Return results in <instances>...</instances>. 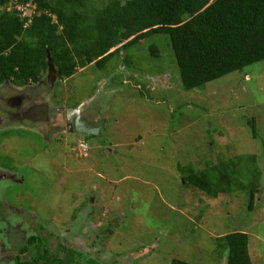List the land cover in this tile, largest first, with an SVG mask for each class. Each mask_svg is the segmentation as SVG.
<instances>
[{
    "label": "rangeland",
    "instance_id": "374dc122",
    "mask_svg": "<svg viewBox=\"0 0 264 264\" xmlns=\"http://www.w3.org/2000/svg\"><path fill=\"white\" fill-rule=\"evenodd\" d=\"M50 82L37 96L48 93L51 110L62 111L56 121L0 129V170L12 176L0 180V264H14L21 242L42 224L62 258L66 247L100 264H226L218 238L243 231L253 264H264V60L187 90L169 37L158 34L103 68L90 64L64 80L52 72ZM81 108L98 116L100 133L67 130L66 112ZM237 155L258 158L253 210L250 161L218 197L185 185L182 168Z\"/></svg>",
    "mask_w": 264,
    "mask_h": 264
},
{
    "label": "trees",
    "instance_id": "16d2710c",
    "mask_svg": "<svg viewBox=\"0 0 264 264\" xmlns=\"http://www.w3.org/2000/svg\"><path fill=\"white\" fill-rule=\"evenodd\" d=\"M28 3L36 6L32 15L9 7ZM158 34L169 37L184 88H200L264 60V0H0V84L41 81L49 54L62 80L90 64L103 68L114 56ZM150 49L161 56L158 45ZM253 130L257 136L255 124ZM257 159L237 155L202 170L184 167L185 185L218 197L231 192L232 182L244 172L243 162L250 161L255 170L246 188L253 210L260 192ZM44 229L42 224L38 235L21 242L15 264H100L76 248L63 247L67 255L62 258L50 249ZM249 241L243 231L219 237L226 264H253ZM27 252L30 259L23 257ZM171 264L194 263L174 259Z\"/></svg>",
    "mask_w": 264,
    "mask_h": 264
},
{
    "label": "flooded vegetation",
    "instance_id": "af4514ba",
    "mask_svg": "<svg viewBox=\"0 0 264 264\" xmlns=\"http://www.w3.org/2000/svg\"><path fill=\"white\" fill-rule=\"evenodd\" d=\"M51 75L52 72L49 73L47 71L46 76L37 83L19 85L12 81H5L0 84V129L10 127L15 122L27 123L30 127L32 124L38 126L51 120L56 121L62 115V111L51 110V105L46 99L48 93L46 95L40 93L37 96L40 90L47 89L46 92H48V89L54 87V82H50ZM73 110H75L76 114L68 110L65 115L67 118V130L70 133L89 135L80 131L82 127L94 129L96 133H100L103 130L104 125L100 123L98 116L90 115L89 111L84 110V108ZM36 129L38 128L32 127L30 130L36 131ZM37 132L41 133L40 130ZM11 178L12 176L7 170L3 172L0 170L1 181ZM15 259L13 260L14 264Z\"/></svg>",
    "mask_w": 264,
    "mask_h": 264
},
{
    "label": "water",
    "instance_id": "95a60500",
    "mask_svg": "<svg viewBox=\"0 0 264 264\" xmlns=\"http://www.w3.org/2000/svg\"><path fill=\"white\" fill-rule=\"evenodd\" d=\"M48 64H49V68H48V72L49 73H51V72H54L55 73V79L58 77V72H57V70H56V67H55V65H54V63L52 62V57H51V54H49V62H48ZM94 130V129H93ZM91 130L90 128L89 129H87V128H85V127H82L81 129H80V131H82V132H84V133H86V134H94V133H96L95 131L96 130Z\"/></svg>",
    "mask_w": 264,
    "mask_h": 264
},
{
    "label": "clouds",
    "instance_id": "9594fccd",
    "mask_svg": "<svg viewBox=\"0 0 264 264\" xmlns=\"http://www.w3.org/2000/svg\"><path fill=\"white\" fill-rule=\"evenodd\" d=\"M89 135H91V134H89ZM92 135H95V134H92Z\"/></svg>",
    "mask_w": 264,
    "mask_h": 264
}]
</instances>
